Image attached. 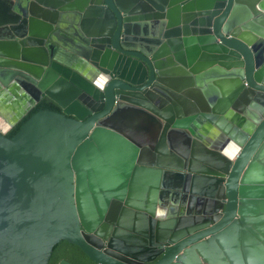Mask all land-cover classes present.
<instances>
[{
    "label": "water",
    "instance_id": "1",
    "mask_svg": "<svg viewBox=\"0 0 264 264\" xmlns=\"http://www.w3.org/2000/svg\"><path fill=\"white\" fill-rule=\"evenodd\" d=\"M62 241L264 264V0H0V264Z\"/></svg>",
    "mask_w": 264,
    "mask_h": 264
},
{
    "label": "trees",
    "instance_id": "2",
    "mask_svg": "<svg viewBox=\"0 0 264 264\" xmlns=\"http://www.w3.org/2000/svg\"><path fill=\"white\" fill-rule=\"evenodd\" d=\"M41 110L61 112V108L57 104H55L50 99L45 98L39 104H37V106H35L28 113V115H26L23 120L17 126H15V128H13L8 133L7 137L12 138L26 121H28L35 113ZM64 259L73 264H94L79 247L66 241H62L54 247L48 264H59V262Z\"/></svg>",
    "mask_w": 264,
    "mask_h": 264
},
{
    "label": "flooded vegetation",
    "instance_id": "3",
    "mask_svg": "<svg viewBox=\"0 0 264 264\" xmlns=\"http://www.w3.org/2000/svg\"><path fill=\"white\" fill-rule=\"evenodd\" d=\"M44 99H45V98H44ZM40 102H41V101H40ZM40 102H39V103H40ZM39 103H38V104H39ZM36 106H37V105H36ZM61 112H62V110H61ZM27 115H28V114H27Z\"/></svg>",
    "mask_w": 264,
    "mask_h": 264
}]
</instances>
